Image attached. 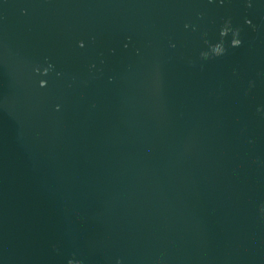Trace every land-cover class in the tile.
Returning a JSON list of instances; mask_svg holds the SVG:
<instances>
[{
    "label": "water",
    "instance_id": "1",
    "mask_svg": "<svg viewBox=\"0 0 264 264\" xmlns=\"http://www.w3.org/2000/svg\"><path fill=\"white\" fill-rule=\"evenodd\" d=\"M69 259L264 264V0H0V264Z\"/></svg>",
    "mask_w": 264,
    "mask_h": 264
},
{
    "label": "clouds",
    "instance_id": "2",
    "mask_svg": "<svg viewBox=\"0 0 264 264\" xmlns=\"http://www.w3.org/2000/svg\"><path fill=\"white\" fill-rule=\"evenodd\" d=\"M249 7H251V3L249 2L248 4ZM246 23L251 25V21L250 20H246ZM187 27V25H186ZM240 29L239 28H233L232 27V22L231 19H228L224 22L223 26L220 29V40L215 43V44H209L208 45V50L207 51H203L201 52V57L203 59H209L211 57H220L223 56L226 53V47H225V40L224 38H226L229 33H231L232 39L230 41L229 46L232 48H237L240 47L242 45V40L240 39ZM205 43H208L207 41ZM80 47H83V42H80ZM53 66L51 64H49L48 68L44 69V73L43 74H47L48 71L52 68ZM37 71H39V69H37ZM46 81L41 80L40 81V87H45L46 86ZM59 107V106H57ZM67 264H83L82 261L79 260H75V259H69ZM119 264V262H118Z\"/></svg>",
    "mask_w": 264,
    "mask_h": 264
}]
</instances>
